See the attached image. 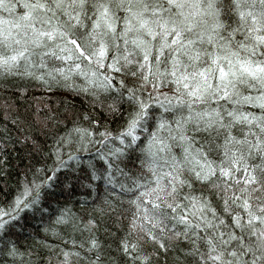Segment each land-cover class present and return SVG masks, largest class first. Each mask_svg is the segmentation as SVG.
<instances>
[{
    "label": "snow or ice",
    "instance_id": "6c2138e0",
    "mask_svg": "<svg viewBox=\"0 0 264 264\" xmlns=\"http://www.w3.org/2000/svg\"><path fill=\"white\" fill-rule=\"evenodd\" d=\"M20 81L85 99L5 102L0 155L39 123L53 175L93 149L105 187L45 226L68 246L25 248L9 229L53 178L34 177L0 206V264H264V0H0V93Z\"/></svg>",
    "mask_w": 264,
    "mask_h": 264
},
{
    "label": "trees",
    "instance_id": "16d2710c",
    "mask_svg": "<svg viewBox=\"0 0 264 264\" xmlns=\"http://www.w3.org/2000/svg\"><path fill=\"white\" fill-rule=\"evenodd\" d=\"M79 80L80 78L77 77ZM35 84V82H32ZM20 87H29L26 96L20 97L17 93L16 100L12 101L0 93V112H2L5 102L19 105L22 119L29 115L30 111L35 112L38 103L51 104L54 108L62 107L63 101L80 105L84 101L83 95H78L65 88H53L51 91L43 87H30L23 81L19 82ZM166 89H161L165 91ZM48 97L40 101L34 98ZM102 98H104L102 96ZM91 99V97H89ZM106 99V98H105ZM81 111L90 112L93 116L100 115V127L108 125L112 128L116 127L113 118L104 115L103 109L93 111L90 104L83 107ZM33 120L36 118L33 116ZM90 122L85 121V124ZM25 131L32 135V139L25 142H18L14 146H10L9 150L0 155V206L7 207L9 202L14 201L17 195L22 194L25 184H31L34 177L39 182L45 176H52L49 184L41 185L40 188V204L31 208H22L20 216L17 218L14 226L9 229V232L15 238L19 245L27 248L29 245H34L37 240L34 237L47 239L51 243H65L62 238L53 236L50 232L45 231V226L49 225L50 220L59 212L60 208L68 205L73 210L81 207V198L93 195L90 184L98 185L101 195L104 194V180L102 174L98 173L96 180L91 179V169L86 161L95 157L93 149H89L87 153L81 152V161L75 160L66 161L67 168H60L55 175L51 170V166L55 164V157L51 153V146L55 143L53 139L55 133L48 130L47 134L40 130L39 123L35 129H30L27 124L23 125ZM99 131V129H97ZM95 147H100L95 145ZM73 150L75 146L73 145ZM64 154H68L67 147L63 150ZM42 209L50 210L49 212ZM61 231H64L62 225L58 226ZM71 235V233H69ZM79 239V234L76 236ZM35 252L36 249L33 248ZM42 256H47V250L40 253Z\"/></svg>",
    "mask_w": 264,
    "mask_h": 264
}]
</instances>
